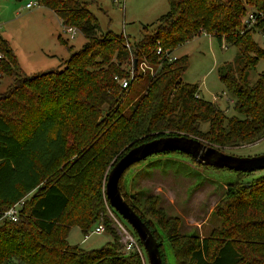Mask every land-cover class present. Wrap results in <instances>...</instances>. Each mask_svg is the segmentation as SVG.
Segmentation results:
<instances>
[{
	"label": "trees",
	"instance_id": "obj_1",
	"mask_svg": "<svg viewBox=\"0 0 264 264\" xmlns=\"http://www.w3.org/2000/svg\"><path fill=\"white\" fill-rule=\"evenodd\" d=\"M37 2L63 26L81 31L85 41L63 67L26 74L0 32V75L11 68L17 73L0 91V217L22 201L15 220L0 219V264H146L136 232L107 202V171L129 147L162 134H191L223 150L264 137V69L253 82L246 73L264 56L253 37L255 30L264 31V0H167L168 10L149 31L144 25L133 43L125 34L99 31L83 0ZM249 9L258 13L251 25L243 22ZM203 32L236 47L235 65L220 64L218 77L242 117L227 116L199 94L197 83L181 79L186 54L171 58ZM130 68L133 78L122 87L118 79L129 76ZM168 152L194 161L178 150L156 154ZM234 171L238 176L214 207L220 226L209 236L180 231L179 216L167 214L157 194L126 195L122 173L120 189L158 241L163 264L157 227L175 264H264V171L249 180L241 176L252 171ZM107 208L135 234L142 255L123 249ZM101 218L111 235L104 245L85 249L68 242L71 226L86 235Z\"/></svg>",
	"mask_w": 264,
	"mask_h": 264
},
{
	"label": "rangeland",
	"instance_id": "obj_2",
	"mask_svg": "<svg viewBox=\"0 0 264 264\" xmlns=\"http://www.w3.org/2000/svg\"><path fill=\"white\" fill-rule=\"evenodd\" d=\"M83 1L98 19L99 31L110 29L115 33L125 34L131 43L143 35L144 25L148 26L149 31L155 26L159 16L168 10L167 0ZM28 2L34 4L28 7ZM0 32L9 40L19 65L26 74L63 67V60L72 51L79 49L85 41L84 35L78 29L71 37L69 32L64 31L58 16L48 7L40 5L37 0H0ZM253 37L264 47V31L255 30ZM236 51L234 45L221 46L215 36L206 33L195 36L180 48L177 47L178 53L184 52L188 56L181 79L197 83L200 86L199 94L205 99L217 102L227 116L242 117L243 114L236 111L232 101L226 98L228 96L231 99L232 94L224 88L218 77V66L224 61L235 65L233 62L237 60ZM263 69L264 56H261L255 67L247 69L248 80L253 82ZM15 74V69L11 68L9 74L0 75V91L6 89ZM214 95L218 97L214 98ZM207 127V122L201 123L202 129ZM224 151L238 155L262 153L264 137L249 144L227 147ZM263 171L264 169H256L243 174L241 178L249 180ZM237 176L234 170L199 165L185 154L168 152L150 155L128 167L121 177V188L129 196L157 194L159 206L167 214L179 216L180 231L209 236L214 228L220 226L222 220L214 207L223 197L227 182L235 180ZM262 208L264 210V206ZM113 216L116 215L107 208L109 224L119 237ZM103 218L105 219L104 216ZM103 218L99 222L104 223ZM95 225L88 230L87 236L79 226H71L68 242L85 249L104 245L111 239L109 230L91 232ZM157 231L160 233L165 264H175L166 236L159 227ZM143 254L145 263L149 264L145 251Z\"/></svg>",
	"mask_w": 264,
	"mask_h": 264
},
{
	"label": "water",
	"instance_id": "obj_3",
	"mask_svg": "<svg viewBox=\"0 0 264 264\" xmlns=\"http://www.w3.org/2000/svg\"><path fill=\"white\" fill-rule=\"evenodd\" d=\"M136 58H134V64ZM168 150L190 154L197 164L240 171L264 169V152L238 155L224 151L201 138L185 133L162 134L129 147L110 166L105 179L108 204L134 229L141 241L149 264H163L158 241L146 222L129 204L120 189V177L132 163L149 155Z\"/></svg>",
	"mask_w": 264,
	"mask_h": 264
},
{
	"label": "built area",
	"instance_id": "obj_4",
	"mask_svg": "<svg viewBox=\"0 0 264 264\" xmlns=\"http://www.w3.org/2000/svg\"><path fill=\"white\" fill-rule=\"evenodd\" d=\"M34 3L32 2H28L26 4V6L30 7L32 6ZM257 12L254 10H247V12L243 15V22H246L247 25H251L254 23V21L256 20L257 17ZM260 14V13H259ZM64 27V31L69 32L70 36L72 37L73 34L75 33L76 28L74 26H68V27ZM126 46L129 48V42H126ZM162 51L161 46L157 47L156 52L160 53ZM177 54H175L174 52L171 53V58H176ZM134 59V58H133ZM132 59V64L136 65V63L134 64V60ZM144 64V61H139L138 65L140 67H142ZM143 68V67H142ZM134 75V70L133 68L129 69V76L127 77H121L119 78V83L122 87H127L128 84L130 83V80L133 78ZM218 96L214 95V98H217ZM21 200L17 201L16 203H14L12 206H10L8 209L4 210L2 212V215L0 217L1 218H8V219H12L15 220L17 218V213H18V209L21 205ZM113 223L114 226L116 228L117 233L119 234V240L122 242L123 244V249L125 251H130V250H136L140 255H142V249L141 246L139 245V242L137 240V237L135 236V234L132 232V230L116 215L113 216ZM106 227L105 224L103 222H98L94 228L92 229L91 232H102L105 231ZM88 234H86L85 236H87Z\"/></svg>",
	"mask_w": 264,
	"mask_h": 264
},
{
	"label": "crops",
	"instance_id": "obj_5",
	"mask_svg": "<svg viewBox=\"0 0 264 264\" xmlns=\"http://www.w3.org/2000/svg\"><path fill=\"white\" fill-rule=\"evenodd\" d=\"M51 10V9H50ZM52 11V10H51ZM53 12V11H52ZM54 13V12H53ZM55 14V13H54ZM58 16V15H57ZM58 19H59V22L61 23V20H60V18H59V16H58ZM63 31V30H62ZM204 33V32H203ZM206 34H208V33H206ZM208 35H210V34H208ZM210 36H212V35H210ZM5 37V36H4ZM9 41V40H8ZM189 41V40H188ZM188 41H186V42H184V43H182L178 48H180V47H182V46H184L185 45V43H187ZM10 43V42H9ZM11 45V44H10ZM224 45V44H223ZM222 46V45H221ZM225 46V45H224ZM174 53H176L177 55H181V54H185L184 52L183 53H178L177 52V48L173 51ZM187 55V54H186ZM187 62H188V56H187ZM225 62V61H224ZM199 86V85H198ZM199 90H200V86H199ZM226 98L228 99V100H231L228 96H226Z\"/></svg>",
	"mask_w": 264,
	"mask_h": 264
}]
</instances>
